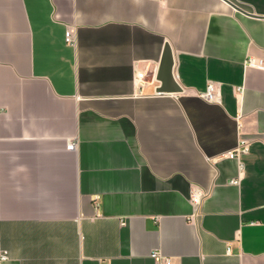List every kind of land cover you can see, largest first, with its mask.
Returning <instances> with one entry per match:
<instances>
[{"label":"crops","instance_id":"obj_1","mask_svg":"<svg viewBox=\"0 0 264 264\" xmlns=\"http://www.w3.org/2000/svg\"><path fill=\"white\" fill-rule=\"evenodd\" d=\"M227 1L0 0V264H264V0Z\"/></svg>","mask_w":264,"mask_h":264},{"label":"built area","instance_id":"obj_2","mask_svg":"<svg viewBox=\"0 0 264 264\" xmlns=\"http://www.w3.org/2000/svg\"><path fill=\"white\" fill-rule=\"evenodd\" d=\"M64 42L69 46H75V37L72 30H67L64 34ZM245 67H254V68H262L260 62H256L252 59H249L245 63ZM143 78V74H137L135 79L140 81ZM199 97L206 102L216 103L219 101V93L218 86L214 83H208L206 85L205 91L199 94ZM77 148V143L75 140L70 141L67 144L66 149L68 151H75ZM249 143L245 140H239L233 150L225 154V157L230 160H236L239 162L240 158L248 153ZM239 172L242 171V164L239 163ZM240 180V175L235 180L231 181V184L238 185ZM205 196L201 191L197 189H193L190 192L189 200L193 208L195 209V213L191 216V219L194 221L196 219V211L199 206L202 198ZM149 257L153 260L154 264H171L170 258L166 257L160 250H153ZM8 259L6 252L0 253V262H4Z\"/></svg>","mask_w":264,"mask_h":264},{"label":"water","instance_id":"obj_3","mask_svg":"<svg viewBox=\"0 0 264 264\" xmlns=\"http://www.w3.org/2000/svg\"><path fill=\"white\" fill-rule=\"evenodd\" d=\"M225 1L229 6H231L234 10L240 13H244L234 4ZM156 80L160 83L159 87L156 89L155 93L158 95H173L178 94L182 91V89L176 83L173 76V56L170 46L166 43L164 45V49L162 52V56L159 62Z\"/></svg>","mask_w":264,"mask_h":264}]
</instances>
